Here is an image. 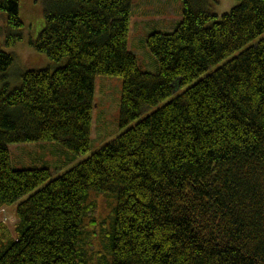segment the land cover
<instances>
[{"label":"trees","instance_id":"1","mask_svg":"<svg viewBox=\"0 0 264 264\" xmlns=\"http://www.w3.org/2000/svg\"><path fill=\"white\" fill-rule=\"evenodd\" d=\"M43 1L29 45L56 68L29 69L13 86L15 57L0 49V209L29 195L16 236L0 224V264H264V0H234L220 18L211 0H181L176 29L146 38L157 73L128 49L132 0ZM0 12L15 47L18 0H0ZM105 75L122 80L121 127L193 85L55 179L11 167L9 144L86 154ZM92 195L112 200L95 250Z\"/></svg>","mask_w":264,"mask_h":264},{"label":"rangeland","instance_id":"2","mask_svg":"<svg viewBox=\"0 0 264 264\" xmlns=\"http://www.w3.org/2000/svg\"><path fill=\"white\" fill-rule=\"evenodd\" d=\"M18 2L20 18L24 26L21 29L23 40L16 43L15 47H8L5 45V31L7 27L6 13L0 12V49L9 54H13L15 57L14 65L9 72L10 84L13 86L19 84L20 74L29 69L53 70L56 68L55 62L48 59L44 54L36 52L33 47L29 45V41L36 40L44 27L42 12L44 1L18 0ZM210 4H212L211 11L220 18L223 13L231 10L236 3L234 0H211ZM182 9L181 0H132L128 49L136 56L137 63L143 71L148 73L158 72V62L147 47V36L158 31L163 33L173 32L182 20ZM262 37H264V34ZM255 42L256 40L249 45ZM241 51L236 52V54ZM236 54L225 58V61L207 70L204 75L195 79L193 83H196L197 80L203 79L205 75L215 71L216 67L226 63V61L236 56ZM193 83L191 85H193ZM121 84L122 80L118 76H96L94 81L93 111L91 116V143L86 154H73L69 149L63 147L56 141L9 144L11 167L16 170L45 167L50 170L51 177L55 179L57 176L76 167L78 163L87 160L97 149L107 145L111 140L129 130L130 127L134 126L145 116L161 108L162 105L170 102L186 88L191 86L187 85L183 88L176 89L172 92L171 97L155 107H151V109H146L140 115L139 119L129 123L128 126L121 127L119 119ZM41 187H39V189H41ZM28 197L29 195L23 196L20 201L12 204V206H6L0 209V224L2 223V225L7 228L12 237L16 236L14 232L17 225L16 207ZM91 203H93V207L89 208L88 211L89 225L91 226H86L88 227L86 230L88 232V238H90V242L95 250L97 248V237L101 236L103 228L109 220L108 217L112 200L110 201L105 197L92 195Z\"/></svg>","mask_w":264,"mask_h":264}]
</instances>
